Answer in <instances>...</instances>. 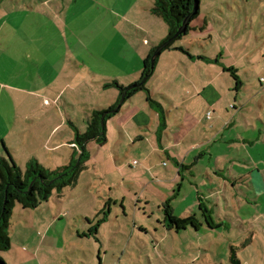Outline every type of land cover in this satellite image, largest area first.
<instances>
[{
  "label": "rangeland",
  "instance_id": "obj_1",
  "mask_svg": "<svg viewBox=\"0 0 264 264\" xmlns=\"http://www.w3.org/2000/svg\"><path fill=\"white\" fill-rule=\"evenodd\" d=\"M154 1L105 0L91 4L80 0L67 5L70 9L60 17L62 28L47 29L50 41L48 55L43 58L48 65L31 51L29 57H35L34 63L26 62L24 75L17 76L21 72L6 79L8 86H14V104L8 105L6 116L14 118L22 108L28 111V121L22 119L23 124L28 122L27 130H20L16 119L12 124L13 143L9 148H17L19 167L25 170L30 160L38 158L48 169L68 164L72 156L79 160L81 148L70 145L76 132L87 131L94 111L117 106L120 89L115 80L126 87L131 85L130 77L141 81L145 38L152 48L169 33L167 22L152 11ZM227 2H239L242 9L231 11ZM113 3L118 7H112ZM245 5L254 19L252 35L245 28ZM200 8V15L190 23L192 28L158 56L146 88L125 99L116 112L111 110L105 122L106 142H86L89 156L77 183L61 194L54 192L50 203L43 202L37 208L23 209L16 204L9 229L12 248L0 253L5 261L100 264V258L106 257L108 264H220L223 256L227 259L235 255L231 243L236 244L238 257L244 262L247 256L243 251L255 256V250L262 249L264 193L254 192L251 182L229 178L244 174L232 159L243 156L246 147L230 141L233 124L216 140V130L211 126L216 124L221 129L223 117L236 116L244 131L248 127L245 117L258 121L259 105L264 103V90H258L264 73L248 77L245 70L239 75L231 69L222 76L218 72L222 69L220 62L232 63L229 54L221 60L219 52L238 41L246 45L244 41L250 36L256 40L264 22V0H201ZM66 22H72V29ZM148 29L152 35L147 34ZM86 49L93 56L87 55ZM66 53L80 55L78 76L70 68L63 69L75 62L64 57ZM125 66L129 72L124 71ZM247 80L253 91L247 92L246 86L238 92V85L248 84ZM148 96L162 105L164 118L160 109L150 105ZM139 104L147 105L152 115H146ZM241 104L245 105L243 110ZM208 108L212 119L207 116ZM0 113L4 116L2 107ZM21 131L28 132V141L17 146ZM206 138L212 140L185 159ZM61 142H67L65 147L54 149V144ZM205 149L208 153L203 155ZM196 156L200 160L189 164ZM168 205L176 216L194 215L199 228L169 229L164 222ZM210 219L214 226H210ZM52 221L55 225L48 228ZM92 226L99 229L97 235L89 231ZM45 231L50 232L38 251L39 260L35 248ZM252 235L255 244L243 245Z\"/></svg>",
  "mask_w": 264,
  "mask_h": 264
},
{
  "label": "crops",
  "instance_id": "obj_2",
  "mask_svg": "<svg viewBox=\"0 0 264 264\" xmlns=\"http://www.w3.org/2000/svg\"><path fill=\"white\" fill-rule=\"evenodd\" d=\"M89 1L91 4L92 3L99 4L100 1L103 2L105 0H89ZM236 1L237 0H235V2ZM245 1H248V0H245ZM79 2H80V0H0V108L2 107L4 109V116H2V114L0 113L2 116V117H0V124H1L0 128L2 129V132L0 133V141L2 142V148L0 149V155L7 157V151L5 149V147H6L8 149V152L11 154V156L13 157V159L15 160L16 163H17V158H16L15 153L18 152L17 148L12 147V151H11V148H9L10 145H12V143H13L12 142L13 141L12 135H13L14 128H12L13 127L12 124L14 123L13 122L14 119H16L17 123L20 126L19 129L20 130L21 129L27 130L28 129V122H27V124H23L24 123L23 120L28 121V119H27L28 111H25L22 107H20V108H22V110H20L17 113L16 117L10 118V117L6 116L7 113H5V112L7 111L6 109L8 108V105L12 107L14 104V101H12L13 96H14L12 93V88L14 86H12V85L8 86V84H6L5 81H6V79H9L10 77H12V75H15L17 73L22 72L21 74H19L17 76H23L24 75L23 73H25L26 70L28 69L26 62L30 60L31 62L34 63L33 60L35 59V57H33V56H35V55H36V57L42 58L44 60V65H48V63H45L46 59L43 58V57H47V55H48V53L46 52V46L50 41L48 39V37L46 36L47 29H54V26L62 28V22L60 20V17H62L63 12H66V10L70 9V8H67V5L71 6L73 3H79ZM227 4L229 5V8L231 9V11H234L237 7L239 9H242V6L239 4V2L237 5H235V4L232 5L229 2H227ZM111 6L117 8L118 3H113V5H111ZM222 7L223 6L221 5V9H222ZM243 8L246 9V15H245V20H246L245 26L246 27L245 28L250 29V31H251L250 34L252 35L253 28H254V19L252 18L251 15L247 14L248 5L243 6ZM90 10H91V8H90ZM263 17H264V13H263ZM249 18H250V27L247 28ZM70 23L72 24V22H66V26H67V28L72 29V25ZM137 24L140 25L141 22H136V25ZM261 24L263 25L260 28L262 30H259L256 32V35H255L256 40L255 41H254V39L252 41L251 36H250L249 41H244L246 43V45H244V43L240 44V42L238 41L237 42L238 44L236 43L235 46L228 48L227 51L219 52L221 60L223 59V57L225 56L226 53L229 54V58L232 59L231 64H227L225 62H220V66L222 67V69L220 70V72H218L219 76L225 75L227 69H231V70L235 69L236 75L241 74V71L245 70L248 77H249V75H252L255 73H259V72L264 73V22L260 23V25ZM122 28H125V25H123ZM246 29H245V32H246ZM196 30L199 31V26L196 27ZM201 32L202 31L200 29L199 33H201ZM230 32L234 33L233 31H230ZM147 34L152 35L151 31L149 29L147 31ZM235 35H237V34H235ZM223 36H226V35L223 34ZM145 42H147V43H145ZM145 42H144V48H146V50H145V54L141 58V62H140L142 65L144 64V59L147 57L149 52L154 47L157 46L156 44H154V46L152 48H149V44H150L149 38H145ZM33 45H35L36 49L33 47ZM31 51H32L33 56L29 57V53ZM86 51L88 53L87 55L93 56L92 55L93 52H91L90 50H87V49H86ZM51 57H54V59L57 58V56H51ZM64 57H69L72 61H75V62H74V64L69 62L68 64H66L65 67H63V69L70 68L68 70L73 71L74 73H76L74 75L78 76L79 75L78 71H76L78 69V67H76V65L78 64L77 60L79 59L80 55H78L76 53L69 55L68 53H66ZM61 59L62 58H59L58 60H61ZM70 59H68V60H70ZM244 61H245V63H244ZM50 65H52V64H50ZM41 70H42L41 68H38V71H41ZM124 71L129 72V70H127V66L124 67ZM106 77H108V76H106ZM129 79H130L129 83H131V84L136 82V80H133L134 78H132V77H130ZM115 81H117L119 84L121 83V81L119 79H117ZM247 81H248V84L242 83V84L238 85V92L243 88L245 89L246 86H248L246 88L247 92L252 90L249 87V85H251L249 83H251V82L249 80H247ZM263 81H264V79H263ZM123 85L125 86L126 84H123ZM260 87H261V90H258V91L262 92V89L264 90V82H262ZM234 106L236 108L237 104H234ZM244 106H245L244 104L240 105L241 110H243ZM259 106H260V111L258 112V117H257L258 121H255L253 118H248V116L245 117L244 119H245L248 127L246 126L244 131H242V128H243V126L241 125L242 121H239V122L236 121V116H234L233 118L232 117L228 118V119L223 117L224 122L222 124L221 129H217L216 124L211 126V128L213 130H216V132L214 133V139H213V140H216L218 136H220L225 130H227L233 124V126H231V127H234V129L233 128H230V129H233L234 135H233V138L231 136L230 141L233 143L236 142V143L244 144L246 147V150H245L246 153L243 154V156L241 155L242 157L239 156L240 155L239 154L237 156V158H233L232 161L234 162L233 163L234 166L239 167V169L241 171H245V172H244V174H240V175H237L234 177L231 175L229 178H230V180L235 179L236 181L246 182L247 184L249 182H251L249 184L250 187H252L254 192H257L261 195L264 193V140H263V136H264V103L260 102ZM139 107H141L140 109L146 115H148V116L152 115V111L148 110L147 105H140L139 104ZM237 110H240V109H237ZM208 111H210V108H208L207 112ZM250 113H252V112H250ZM212 116H213V114H212ZM8 118L10 119L9 122L7 121ZM123 118H125V117H123ZM212 118L213 117H211V119ZM236 124H239V125L236 126ZM223 127H224V129H223ZM8 132H10V133L8 134ZM21 132H22V134L21 135L19 134L17 137V138H19V143H20V144H16L17 146L25 144L28 141V136H29L28 132L27 131H21ZM211 140H212L211 138H206L204 142H201L199 148H194L193 150L189 151L188 154L185 155V159H187L189 156H191L193 152L198 151L201 147H205L207 145V143H209ZM66 143L67 142L56 143V144H54L53 147H54V149H59L60 147H65ZM70 145H72L75 149L77 147V146H75L76 145L75 140L71 141ZM17 146H15V147H17ZM236 147H238V146H236ZM207 153H208V151L205 149L203 155H205ZM227 157H229V155H226V158ZM217 158H219L218 159V161H219L220 157L218 155H217ZM229 158H231V157H229ZM38 159H32V160H37L39 162ZM71 159L69 160V162L71 161ZM199 160H200V157L196 156V158L189 164L195 165ZM210 163H211V160H210ZM238 163L240 165H238ZM65 165H67V164H65ZM184 167H186V166H184ZM231 173H233V170L231 171ZM61 193H59V194H61ZM50 198L48 200L49 203H50ZM253 198H254L253 196L250 197V199H253ZM260 198H263V195L260 196ZM45 202H47V201H45ZM252 202H253V200H252ZM53 220H56V216H53ZM54 222L55 221H52V223L49 224L48 228L55 225V224H53ZM51 229L52 228H50V230ZM48 232H50V231H45V233L40 238L39 244L35 248V255L37 256V259H39V260H40V258H39V252L38 251L41 248L42 244L45 243V240H46L45 238H47ZM54 233H55V231H54ZM58 233L60 234V231H58ZM98 233H99V229H98L97 234ZM253 235H257L256 232H254ZM253 235H252L251 239L246 240V242L243 241L242 244L244 245L245 243H249L253 246L255 244ZM55 237H58V236L55 235ZM261 243H262V247H261L262 249L255 250V256L256 257L250 253L247 254L246 251H243V253H245L247 256L245 262L238 257L239 254L235 248L236 244L231 243V249L233 250L235 255H233V256L228 255L227 259L223 256V260L220 261V264H225L224 260H225L226 264H230V263L231 264H264V242L261 241ZM233 258L236 260L238 259L239 262L236 263V261L235 262L232 261ZM194 259L196 260V258H194ZM106 260H107L106 257L100 258V264H108ZM195 260H194V262H197ZM6 261L8 264H10V262H8L7 259H6ZM12 261H14V260H12ZM40 263H41V261H40ZM117 263L118 262H116L115 264H117ZM211 263L212 264H218L217 262H213V261H211ZM109 264H114V263L109 262ZM185 264H187V263H185Z\"/></svg>",
  "mask_w": 264,
  "mask_h": 264
},
{
  "label": "trees",
  "instance_id": "obj_3",
  "mask_svg": "<svg viewBox=\"0 0 264 264\" xmlns=\"http://www.w3.org/2000/svg\"><path fill=\"white\" fill-rule=\"evenodd\" d=\"M195 0H155L153 13L161 16L168 24L169 33L162 43H167L164 49L171 48L175 40L182 35H178L177 31L181 26L185 17L192 12ZM201 0H198V8L194 13L192 20L200 15ZM192 27L189 24L188 31ZM187 31V32H188ZM161 43V44H162ZM158 46L154 47L147 57L144 59L141 81L134 82L130 86L120 85L117 81L113 82L120 89V98L126 91V98L132 96L138 90L146 88V81L154 71L155 62L151 63V57ZM163 49V50H164ZM182 51H187L185 47H179ZM235 73V69H232ZM236 75V73H235ZM119 98V99H120ZM150 105L160 109L164 118V110L160 103L147 97ZM112 106L109 110L94 111L88 122V128L85 133L76 132L75 144L81 148L79 160H75V156L64 166L56 169H48L40 164L37 160H31L27 164L26 169L19 167L11 154L7 151V157L0 155V253L7 252L12 248V239L10 236L11 218L14 207L17 203L21 204L23 209L37 208L41 203L48 201L54 192L61 193L66 187L73 186L77 183L78 177L84 168V161L89 156L86 151V142L96 139L106 142L105 122L112 113ZM105 114L104 126L101 119ZM75 155V154H74ZM167 206L165 223L169 229L177 230L186 229L188 226L199 228V220L194 215L179 217L174 215L172 209ZM210 226H214L213 220L210 219ZM93 234H97V226H92L89 230ZM232 261L239 262L237 259ZM0 264H8L0 254Z\"/></svg>",
  "mask_w": 264,
  "mask_h": 264
},
{
  "label": "water",
  "instance_id": "obj_4",
  "mask_svg": "<svg viewBox=\"0 0 264 264\" xmlns=\"http://www.w3.org/2000/svg\"><path fill=\"white\" fill-rule=\"evenodd\" d=\"M197 8H198V0H195L192 12L189 13L185 17V19L183 20L181 26L179 27V29L177 31L178 35H182V34L187 33L189 24L191 23L192 17L194 15V13L196 12ZM166 45H167V43H162L155 49V51L151 57V63L152 64L155 62L156 58L161 54V52L163 51V49ZM125 98H126V91L122 94L120 101L117 104V106L112 109L113 112H116L119 108H121ZM104 118H105V114L102 116V119H101L102 126H104Z\"/></svg>",
  "mask_w": 264,
  "mask_h": 264
},
{
  "label": "built area",
  "instance_id": "obj_5",
  "mask_svg": "<svg viewBox=\"0 0 264 264\" xmlns=\"http://www.w3.org/2000/svg\"><path fill=\"white\" fill-rule=\"evenodd\" d=\"M207 116H208L209 118L212 116V111H211V110L208 111ZM75 146H76V145H75ZM134 163H135V164L137 163L136 160L134 161Z\"/></svg>",
  "mask_w": 264,
  "mask_h": 264
}]
</instances>
